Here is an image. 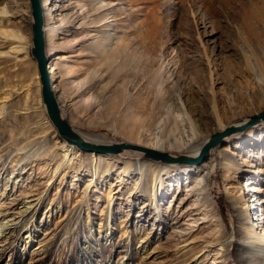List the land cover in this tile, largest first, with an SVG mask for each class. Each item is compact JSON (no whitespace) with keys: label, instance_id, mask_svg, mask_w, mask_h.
<instances>
[{"label":"rangeland","instance_id":"rangeland-1","mask_svg":"<svg viewBox=\"0 0 264 264\" xmlns=\"http://www.w3.org/2000/svg\"><path fill=\"white\" fill-rule=\"evenodd\" d=\"M40 1L60 107L102 145H204L264 111V0ZM32 39L30 0H0V264H264L245 246L264 244V125L194 165L66 157ZM34 140L54 156L23 160ZM141 164L162 170L154 198Z\"/></svg>","mask_w":264,"mask_h":264},{"label":"water","instance_id":"water-1","mask_svg":"<svg viewBox=\"0 0 264 264\" xmlns=\"http://www.w3.org/2000/svg\"><path fill=\"white\" fill-rule=\"evenodd\" d=\"M32 9V56L37 62L38 72L41 82V96L45 105L47 115L57 130L61 139L66 143L76 146L77 148L101 154H120L123 151L142 152L144 157L153 161L169 164H188L194 165L204 161L217 146L222 145L225 138L235 133L253 127L264 121V111L253 117L247 118V123L242 126L241 130L235 125H230L223 132L215 133L210 136L203 146L200 154L196 158L187 156H173L166 152H161L148 147L137 146L129 143H115L110 145H98L86 142L70 125L68 119L64 117L58 101V97L53 89L51 73L49 71V59L46 54V36H45V19L43 7L40 0H30Z\"/></svg>","mask_w":264,"mask_h":264},{"label":"bare ground","instance_id":"bare-ground-1","mask_svg":"<svg viewBox=\"0 0 264 264\" xmlns=\"http://www.w3.org/2000/svg\"><path fill=\"white\" fill-rule=\"evenodd\" d=\"M3 36H5V37L12 36L13 37L14 35H11V34L7 33V34H3ZM49 54H50V56H47L48 59L51 58L52 52H49ZM116 55H118V57H120L121 64H123V65H127L128 62L130 61L128 52H127L126 55L120 56V54L117 51V54ZM113 56H114V54H113ZM149 67L150 66H147L145 69L148 70ZM162 103H163V101L162 100H159L156 103V107L154 108V105L153 106H149V105L145 106L144 105V102H142L139 105L143 106V108L139 109L138 112L141 113L142 115L146 116L145 119L154 122L156 120V118H157L156 111L157 110L158 111L160 110V107L162 106ZM129 105L130 104L127 103L126 107L129 108ZM61 110H62V108H61ZM62 112H63V110H62ZM63 115H64V112H63ZM64 117H65V115H64ZM169 121L171 122L170 119H169ZM172 121L176 124L177 127L179 126L176 123L177 120H172ZM246 121H247V119H245L244 121L239 122L238 124H235V126L238 128V130H241L242 126L245 125V123H247ZM262 125H264V121L261 122V123H259V124H257V125H255L254 127L256 128V127H259V126H262ZM220 126H222V124H220ZM237 132H241V131H236L235 133H233L230 136L226 137L225 140L229 139V141H230V140L234 139V137L235 136L237 137V135H238V134H236ZM77 133L86 142H88V143L90 142L92 144H102V142L94 141L91 138H89L88 136L83 135L81 132H77ZM207 141H208V139H207ZM137 142L139 143V145L142 144L145 147H150V148H153V149L158 150V151H161V152H164V151H181L182 152V155L181 154H172V153H169V154L170 155H173V156H176V157L177 156H187V157H191V158L198 157L199 154H200V152H201V150H202V148H203V146L206 144V142H205L204 145H202L200 143L199 145L191 146V145H188V144L181 145L180 143H178V144H165V143H163V142L160 141L156 145L155 144L149 145V144H144L141 141H137ZM105 143H107V142H104L103 144H105ZM37 145H39L38 148H36V150H33V149H35L34 147H36ZM67 145H66V143L64 145V148H65L64 151L66 153L65 154L66 157H71L72 155H75L76 156V154H78L80 152V151H76V146H73V145L68 144V143H67ZM17 151H23L24 152L23 160L29 159L31 157L38 158V160H40V158H47L48 159L50 156H54V154H53V148L52 147H50L48 145H45V144H38V142L35 141V140L34 141H30L27 144H24L23 147L19 148ZM55 151H54V153H56ZM114 155H117V156H114ZM29 156H31V157H29ZM142 156L144 157V154L142 152L126 150V151H123L120 154H113L112 157L109 158L110 159L109 161L115 162V163H118V162L123 163L124 164L123 173H126L128 170H130V168H132L133 162H136V161L137 162H140L138 160H140L139 157H142ZM154 162H157V161H154ZM157 163H162V162H157ZM64 164H65V162L63 161L61 163V165H64ZM164 164H167V163H164ZM136 167L138 168V171H140V177H139L140 184L137 183L135 185V188L134 189H138L139 190L140 189V186H141V183L144 182V186L145 185L148 186L146 190H148L149 192H151V197H153L155 195V191H156L157 186L161 183V180L163 179V178L161 179V177H160V172L162 170L161 169H154L152 171H149V169H147V166H145L143 164H141L139 166L137 165ZM166 175H167L166 177H168V178L170 176H172L171 173H166ZM144 176L145 177L147 176V178H149L150 180L149 181L143 180L144 179ZM120 179H121L120 182H121L122 185H125L127 183L125 181V176H123V174H120ZM162 182H163V180H162ZM247 183H248V185L251 184L250 182H247ZM253 201H255V198L252 200V202ZM233 209H234V211H237L238 210L237 205L233 206ZM5 227H6V225L4 223L1 224V228H5ZM246 244L247 245H245V246L250 247V248L253 249V251H255V255H257L260 258H264V249H261L260 248V247H263L264 246V244L262 242H260L256 238H251V240L249 242H247Z\"/></svg>","mask_w":264,"mask_h":264}]
</instances>
